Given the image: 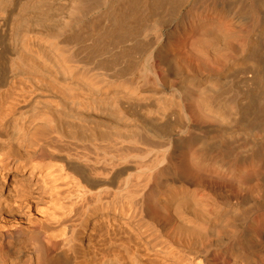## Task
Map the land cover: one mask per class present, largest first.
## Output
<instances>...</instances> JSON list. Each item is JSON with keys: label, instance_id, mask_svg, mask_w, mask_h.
I'll use <instances>...</instances> for the list:
<instances>
[{"label": "bare ground", "instance_id": "1", "mask_svg": "<svg viewBox=\"0 0 264 264\" xmlns=\"http://www.w3.org/2000/svg\"><path fill=\"white\" fill-rule=\"evenodd\" d=\"M180 2L0 0V144L21 142L24 156L40 147L47 159L10 165L0 150L1 194L12 184L5 196L23 204L28 218L0 217V234L18 228L0 239V264L21 259L24 250L14 238L29 233L34 221L53 242L45 264H218V258L264 264V224L247 220L258 235L235 238L214 220L235 215V203L264 205L263 134L247 136L264 116V0H196L194 13L215 27L191 26L187 14L151 50L165 20L153 16L154 7ZM89 51L96 55L88 57ZM105 52L109 59L99 60ZM119 59L122 70L115 66ZM155 61L164 65L167 81L176 79L170 93L152 87L160 84L152 78ZM186 83L200 89V97L191 91L189 107L202 102L218 124L193 119L178 94ZM228 175L237 179L234 188ZM21 187L26 192L19 194ZM183 188L198 196L206 236L195 223L172 225L175 214L168 210L148 229L142 219L155 220L151 195L167 208L168 196ZM75 206L81 208L77 222L65 223ZM96 221L105 227L101 238L111 236L102 249L93 244ZM122 228L134 240L122 241L116 234ZM213 233L215 240L207 237Z\"/></svg>", "mask_w": 264, "mask_h": 264}, {"label": "rangeland", "instance_id": "2", "mask_svg": "<svg viewBox=\"0 0 264 264\" xmlns=\"http://www.w3.org/2000/svg\"><path fill=\"white\" fill-rule=\"evenodd\" d=\"M195 1L196 0H182V2L178 3L176 6H173V7H172V5L164 4L163 7L160 9L161 11L154 7V9H153L154 15L153 16H155V15H157V16L161 15L162 16L163 15L165 20L160 25V29L158 31L157 39H156V41L154 40L155 43H153L151 50L157 44L162 43V41H164L166 36H167V32L170 30L176 29V27L178 26V22L181 19V17L186 16L187 14L190 16L188 19V23L191 26L209 25L212 28L215 27V23L213 21L206 20L205 18L197 16L194 13ZM242 3H243V0H242ZM239 6H241V4H239ZM157 8H159V7H157ZM175 44L178 46L182 56H185L186 47H184V40L177 38L175 41ZM263 45H264V38H263ZM262 47H263V48H261L262 57H264V46H262ZM106 52L99 56V60H108L109 59V58H106L108 56L106 54ZM98 53L100 54V53H102V51H99ZM94 55H96V54H93L91 51H89L88 57L93 58ZM195 61H196V65L198 67H200V68L207 67L202 60L199 61V60L195 59ZM139 63H140V58L138 55H136V57L134 58L133 63H132V68L133 69L136 68ZM115 66H117V68H119V70H122L121 69L122 63H121L120 59L116 61ZM152 66L154 68V75L152 78H154V76H156V78L159 80V83H160V84L153 83L154 80L152 82L154 84V86H152V87H155V90L157 92L156 94L170 93L171 91H173V89H174L173 84L176 83V79L170 78V80L167 81L164 78V77H166V70H165L164 65L162 63H160L159 61L153 62ZM119 74H122L123 75L122 77H125V72H124V74L122 72H120ZM133 77H135V76H133ZM125 78H130V77H125ZM169 82H171V85L168 84ZM191 91H193V92L195 91L194 92L195 97L196 96L200 97V89L195 87V86H191V84H189V83L183 84L182 87H180L178 94L180 95V98L184 101V103H186L188 110L189 109L191 110V112L193 114V119L202 125H204L208 119L210 120V122H212L214 124H218L219 122L215 116H211L208 118L205 106L202 102H200V101L196 102L194 105V107H195L194 109L189 107L188 98H189V96L193 97V95H191ZM150 104L154 105V98L150 101ZM260 105L262 106V108H264V103L260 102ZM251 125H253L252 122H247L245 127L248 128V127H251ZM236 130H237V128H236ZM237 131H239V129ZM251 131L252 132H249L247 134L248 137L251 138V137H254L256 135L261 136L263 134L262 135V137H263L262 141L264 142V116L262 117L259 126L253 127ZM236 135L237 134H234V137ZM23 148H24V144L21 142H19V143L18 142H13V143L7 142V143H1L0 144V150L4 154L5 161L8 162L10 165L17 163L19 160L26 161L27 163H30V164H34L36 162H41V163L47 162V159H45V157H44L46 152L43 148L37 147L35 149V151L30 152L26 156L22 155V153L20 152V150H22ZM22 179H23V177H21L20 180H18V182H20ZM217 180H220L219 177H217ZM226 183H227V185L231 186L232 188H234L235 186L238 185L237 179L232 175L231 176L228 175V179L226 180ZM253 183H254V180H250L249 182L243 184L242 187L247 189L248 186L250 187V184H253ZM0 185H2V183H0ZM11 186H12V184H8L5 188H2V192L4 190V193H2V194L0 191V198L2 199V200L0 199V217L5 216V218H3V219L8 220V221L10 220L9 222L12 223L17 219L25 220V217L27 218V216L25 215L26 209L24 208L23 204L22 205L19 204V206H17L16 203L8 200L7 195L5 196V194L11 188ZM183 189H182V191H179L176 195H169L168 196V202H167L168 207L167 208L161 206L160 203L155 201L154 194L151 195L150 211L154 214V219H155V220H151V221H152V224H154V225L151 224L150 220L148 223L147 218L142 219V221H144V220L146 221V224L148 226H150V225L152 226V227L150 226L148 229L152 228L151 229V231H152L155 228H157V226L155 227V225H156L155 222L159 221V219L167 218V210H168L169 213L175 214V216H174L175 218H173V219L171 218V220H168L172 225L178 226V225L183 224L185 221L190 222V223H195V224H198L200 228L199 229L194 228V229L197 232L204 234L206 236L204 228L202 226L203 225L202 220L204 218L200 214V213H202L203 209L196 205V201L198 199V196H194L192 193L188 192L187 188H183ZM17 192L18 193L20 192L22 194V193L26 192V189L21 187ZM34 203L36 204V202L34 201L32 203L33 207L35 205ZM24 205H25V203H24ZM230 207L234 208L233 210L236 211L235 215H234V213L232 214V212L230 211L227 214H225L224 216H221L219 218H214V220H218L215 222V224H217L218 228L223 230V231H234V234H235L234 237L235 238L243 236V234L253 235V236L258 235V231L253 227L251 228L249 226V224L246 223V221L247 220H256L258 223L264 224V205L256 206L255 207L256 209L254 207H253V209H251L252 207L250 208V206H248V204L241 202V203H235V204L231 205ZM22 209H24V211ZM154 210H155V212H154ZM214 210L215 211L219 210V207L215 206ZM72 211L73 212L63 216V221L67 224H70V225H74L77 222V218L81 212V208L78 206H75V208H72ZM155 213H156V215H155ZM145 221L143 223L147 227V225L145 224ZM34 222H36V221H34ZM33 223L28 225L29 229H30L29 233H28V231H24L23 235H20L19 237L15 236L14 240H16V244L18 245V247H20L21 249L24 250V254L21 256V259H15L14 262H11L8 264H29L30 261H33L35 264H45V257L49 253V251L51 250L50 247H53V242H52V240L50 241L49 239H47L45 234L42 232L41 228H40L41 231H39V226H40V225H38V224H40L39 222H38V224H36V223L33 224ZM48 225L49 226H51V225L55 226L56 224L50 223ZM94 225H93L94 231L92 233L94 235H92V236H93V238L96 237L95 238L96 240H93V244L95 243L94 246L96 248L100 247L102 249L103 248L102 246H105V244L109 243V237H111V236L110 235H106V236L104 235L106 238L105 237L101 238L102 232L104 233V231H105L104 230L105 227H103L104 226L103 223L100 221L99 222L96 221L94 223ZM51 227H53V226H51ZM35 230H36V233H35ZM4 231L5 230H3L2 234H0V235H2V236H0V237H2V238H0L2 241H6L9 238L8 232H10V233L13 232L10 235V237H13L14 236L13 234L16 235V233H14V232H18V228L12 227L9 231L6 230L5 231L6 233ZM34 233H35V235H34ZM37 233H39V234H37ZM180 233L182 235H184V233L179 231V230L177 231L176 234L179 236ZM116 234L119 236V238H121L122 241L127 242V241L134 240V235L129 233L126 228L125 229L124 228L119 229ZM208 235L209 236H207V237L209 239L215 240L218 238V235L214 234V233L208 234ZM3 236H5V237H3ZM39 236H41V237H39ZM104 239H106V240H104ZM105 241H107V242H105ZM4 251L5 250H3V248H2L0 250V255H4V253H5ZM256 254L261 255L262 254V248L257 247ZM15 255L16 254H14L13 257H16ZM60 261L63 262V264H66V263L71 264V261L69 262L68 260L62 261V259H60ZM60 261H58V264H62V263H60ZM217 261H218V264H223V260L221 258H218ZM144 264H146L145 260H144Z\"/></svg>", "mask_w": 264, "mask_h": 264}]
</instances>
